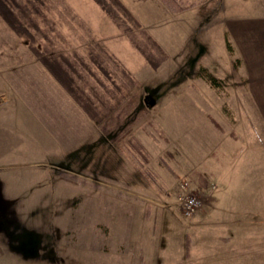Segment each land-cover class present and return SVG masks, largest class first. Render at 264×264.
Segmentation results:
<instances>
[{
    "label": "rangeland",
    "instance_id": "1",
    "mask_svg": "<svg viewBox=\"0 0 264 264\" xmlns=\"http://www.w3.org/2000/svg\"><path fill=\"white\" fill-rule=\"evenodd\" d=\"M158 2L0 0V103L58 98L62 91L49 89L44 79L49 70L74 106L98 121L101 135L63 148L28 114L29 106L6 110L3 128L17 137L0 153V264H138L136 238L110 230L123 213L129 212L128 228V221L138 226L144 207L147 217L150 210L149 204L123 200L127 183L134 182L123 157L138 147L150 158L153 145L164 152L186 151L188 144L189 180L183 171L174 175L172 191L189 181L203 201L198 213L220 192L206 190L204 182L223 185L226 196L251 197L248 218L220 209L226 214L219 221L226 230L236 228L231 237L242 264H264V104L234 90L247 81L227 22L264 19V0H176L180 11L167 0ZM26 77L40 81L17 84ZM149 94L157 97L155 107L144 101ZM207 124L235 140L238 150L225 154L219 129L212 133ZM194 126L203 129L202 139L209 132L213 149L204 151ZM112 137L114 150L104 142ZM162 157L176 165V152ZM218 164L220 173L207 180V168ZM164 167L163 174L173 175ZM155 174L144 171L143 180L159 193L156 185L167 182ZM177 198L170 200L171 210L186 220Z\"/></svg>",
    "mask_w": 264,
    "mask_h": 264
},
{
    "label": "crops",
    "instance_id": "2",
    "mask_svg": "<svg viewBox=\"0 0 264 264\" xmlns=\"http://www.w3.org/2000/svg\"><path fill=\"white\" fill-rule=\"evenodd\" d=\"M154 1L159 5L160 2H158V0ZM227 22L237 47L241 49V54L239 53V59L237 56V60L245 69V79L247 81V85L244 89L235 85L237 89L234 90L235 92H242L241 96L247 100L254 99L264 104V19H258L255 22L254 19L235 18ZM237 60L233 63L232 72H234V74H236L238 70ZM44 79L48 85H51L48 87L49 89L50 87H55L62 91L58 92V98L32 100L29 98H12L6 99L3 104L0 103V153L4 148H8L6 144L9 139L17 137L16 134L10 133L3 128L2 124L5 120L3 119V115L6 110H8V114H11L9 109H19L20 106H29L27 109L28 114L42 121V127L50 140H62V143L59 144L63 148L66 142L73 144L75 149L80 147L82 137L87 136L88 138V134L93 137L92 141L97 139L98 136L101 137L97 131L98 121L89 115L82 114L81 109L77 107V105L74 106L71 99L65 96L63 86H61L62 84L60 83V85L59 82L53 78L49 70L44 73ZM33 81L38 82L40 80H31L26 77L24 81L20 80L17 84L23 85L28 82L29 85H32ZM223 85L221 86V90L224 89ZM208 90L214 91V87H209ZM69 106H72L74 109H69ZM261 106L264 108V105ZM62 107L63 110L66 108L65 113L61 111ZM83 126L85 127V134L81 132ZM207 126H210V124H207ZM210 127L212 133L214 130L219 129L215 125H211ZM192 131L199 140L203 129L194 126ZM218 132L224 142L225 154L231 155L235 153L238 150L236 141L223 135L222 130L219 129ZM208 133L209 132H207V136H204L203 139L202 137L200 138V143L207 147H204V151L209 150V148H211L210 146L216 143L215 140L209 139ZM77 135H79V137H76ZM64 137L68 140L62 139ZM114 138L115 137H112L110 142L104 141L107 146L111 147L113 150L114 148L112 145L114 144ZM154 140L156 141V139ZM153 146L154 149L151 150H153L154 153H149L151 154L150 156H152L150 158H146L144 149H140L139 147L136 150L131 149L129 155L123 157L125 170L128 172L127 174H129V176L131 175L134 179V182L127 183L129 186L126 187V191L122 196H126L123 200H126L128 203H138V205H140L139 203L149 204L150 210L148 217L145 211L146 208L144 207L143 212H140L142 218H139L140 223H138V226L134 224L130 225L128 221V228H125V219L127 217L129 218V212L123 213V216L118 218L120 219L119 222L116 220L117 222L111 223L110 230L119 231V234L123 233L122 235H124V232H129L130 234L126 236L130 237V239L136 238L138 252L136 256L138 264H242L241 248L235 247L231 237L233 234H236V228L231 225L228 230H226L225 225H223V227L220 226V223H225L221 222V220L219 221V218L222 213L231 210L239 212V219L248 218L249 214L254 210V208L249 205L252 201L251 197L248 198L245 195L226 196L221 193L226 190L223 185L220 186L217 183L214 184L213 182L210 184L208 182L210 185L207 184L206 186L204 182L202 187H207L205 188L206 190L209 191L210 186L211 189L220 187V192L217 194H213V192L210 195L212 197H210L206 209L199 212L194 218H185L186 220L178 218L176 213L171 210L173 205L170 206L169 203H171L170 200L172 198L176 200L180 182L178 185H175L174 191H172L174 186L171 185L174 175L180 174L182 171L184 176L183 179L189 180V152H187V150H189V144L186 147L188 148L186 151L166 149L162 152V148L159 145V147L157 146L158 148L156 145ZM172 152H176L177 155L175 166H171L168 160L162 157V154ZM192 155L201 159L198 149H193ZM223 160L225 161V158H223ZM163 163L165 166L164 170L167 169L169 173L171 171L173 175L163 174ZM211 168L214 169L211 170ZM219 168L220 164L213 165L210 169L208 167L207 171L205 169L207 172V174H205L208 175L207 180H211L210 178L214 176L211 175L212 173L219 174ZM148 170L156 172L157 174H155V176L158 177L157 179L164 175L167 182L165 185H156L155 183V185L160 188L159 193L151 190L152 187L145 184V180H143V172ZM142 190H144V192ZM222 202L232 203L234 205L233 207L229 206L224 208L217 206V203ZM230 208L232 209L230 210ZM220 209L225 210V212H221ZM147 218H149V222L146 221ZM226 234H229L230 238L226 237ZM129 259L131 262V258Z\"/></svg>",
    "mask_w": 264,
    "mask_h": 264
},
{
    "label": "built area",
    "instance_id": "3",
    "mask_svg": "<svg viewBox=\"0 0 264 264\" xmlns=\"http://www.w3.org/2000/svg\"><path fill=\"white\" fill-rule=\"evenodd\" d=\"M177 201V205L185 218H191L196 215L203 205L199 193L187 180H183L179 185Z\"/></svg>",
    "mask_w": 264,
    "mask_h": 264
},
{
    "label": "trees",
    "instance_id": "4",
    "mask_svg": "<svg viewBox=\"0 0 264 264\" xmlns=\"http://www.w3.org/2000/svg\"><path fill=\"white\" fill-rule=\"evenodd\" d=\"M167 1H168V4H169L170 6H172L174 9L176 8V7L173 6V5H174L173 3H175L176 0H167ZM176 10H177V11H180L179 8H176ZM229 48H231V47L229 46ZM49 69H50V68H49ZM207 79H208L213 85H216V86L221 85L220 80H217L216 78H214V77L211 76L210 74L207 75Z\"/></svg>",
    "mask_w": 264,
    "mask_h": 264
},
{
    "label": "water",
    "instance_id": "5",
    "mask_svg": "<svg viewBox=\"0 0 264 264\" xmlns=\"http://www.w3.org/2000/svg\"><path fill=\"white\" fill-rule=\"evenodd\" d=\"M144 101H145L147 107H149V108L154 107L156 105V103H157V101H156V99H155V97H154L153 94L147 95L145 97V100Z\"/></svg>",
    "mask_w": 264,
    "mask_h": 264
}]
</instances>
